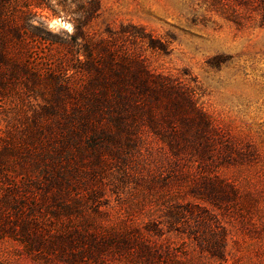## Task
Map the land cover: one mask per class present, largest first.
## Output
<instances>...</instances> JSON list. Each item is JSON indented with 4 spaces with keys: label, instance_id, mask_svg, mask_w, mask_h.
<instances>
[{
    "label": "rangeland",
    "instance_id": "rangeland-1",
    "mask_svg": "<svg viewBox=\"0 0 264 264\" xmlns=\"http://www.w3.org/2000/svg\"><path fill=\"white\" fill-rule=\"evenodd\" d=\"M98 2L88 33L111 31L117 46L152 74L194 90L214 133L204 153L175 156L145 128L130 150L78 167L80 182L102 192V226L151 244L149 256L133 245L112 264H264V0ZM84 16L74 0L33 9L32 19L54 47L36 46L22 61L52 65L54 49L74 32L72 20ZM50 51L53 60L45 56ZM4 82L0 113L12 114L11 128L22 130L24 115L41 99H29L14 79ZM6 131L0 121L1 139ZM14 179L22 186V176ZM38 256L10 236L0 237V264H61Z\"/></svg>",
    "mask_w": 264,
    "mask_h": 264
},
{
    "label": "trees",
    "instance_id": "trees-1",
    "mask_svg": "<svg viewBox=\"0 0 264 264\" xmlns=\"http://www.w3.org/2000/svg\"><path fill=\"white\" fill-rule=\"evenodd\" d=\"M74 1L85 16L72 20L73 34L54 49L52 65L42 67L22 57L36 46L54 47L32 19L33 9L49 8L50 0H0L2 95L4 78L14 79L29 99H41L43 111L35 117L38 106L32 107L22 130L11 128L12 114L0 113L7 126L0 138V237L10 236L39 255L35 260L43 255L61 264H112L134 246L149 256L150 243L134 242L97 220L105 214L98 203L102 192L80 182L78 167L102 164L104 153L130 150L145 128L175 156L200 155L213 142L212 126L194 90L152 74L133 52L117 46L111 31L88 33L99 15L98 0ZM260 14L264 22V2ZM45 56L53 60L51 51ZM17 175L24 178L22 186Z\"/></svg>",
    "mask_w": 264,
    "mask_h": 264
}]
</instances>
